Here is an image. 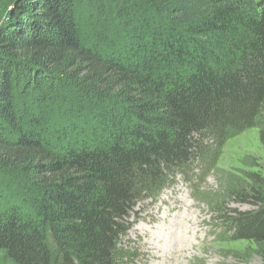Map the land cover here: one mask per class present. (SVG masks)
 Segmentation results:
<instances>
[{
  "label": "trees",
  "instance_id": "trees-1",
  "mask_svg": "<svg viewBox=\"0 0 264 264\" xmlns=\"http://www.w3.org/2000/svg\"><path fill=\"white\" fill-rule=\"evenodd\" d=\"M252 129L264 0H0V264H117L140 201ZM248 179L219 222L264 264Z\"/></svg>",
  "mask_w": 264,
  "mask_h": 264
},
{
  "label": "rangeland",
  "instance_id": "rangeland-1",
  "mask_svg": "<svg viewBox=\"0 0 264 264\" xmlns=\"http://www.w3.org/2000/svg\"><path fill=\"white\" fill-rule=\"evenodd\" d=\"M201 145L205 156H195L157 199L140 201L117 264H262L252 244L233 240L219 222L228 211L232 216L253 208L233 191L251 184L249 174L264 178L260 131L247 130L226 143L212 135Z\"/></svg>",
  "mask_w": 264,
  "mask_h": 264
},
{
  "label": "bare ground",
  "instance_id": "bare-ground-1",
  "mask_svg": "<svg viewBox=\"0 0 264 264\" xmlns=\"http://www.w3.org/2000/svg\"><path fill=\"white\" fill-rule=\"evenodd\" d=\"M165 236V235H164Z\"/></svg>",
  "mask_w": 264,
  "mask_h": 264
}]
</instances>
